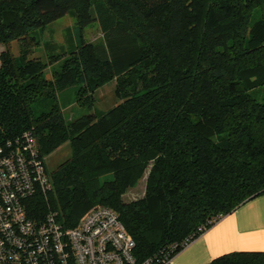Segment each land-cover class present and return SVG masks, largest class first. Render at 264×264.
<instances>
[{
    "label": "trees",
    "instance_id": "16d2710c",
    "mask_svg": "<svg viewBox=\"0 0 264 264\" xmlns=\"http://www.w3.org/2000/svg\"><path fill=\"white\" fill-rule=\"evenodd\" d=\"M66 15L74 38L33 57L36 31ZM92 25L102 43L84 41ZM0 46V144L29 131L44 166L62 145L70 151L45 168L48 192L25 202L33 221L52 212L72 228L109 208L141 262L173 258L264 195V0H0ZM110 82L118 103L106 112L66 119L56 103L74 87L91 110ZM44 100L54 104L36 116ZM147 169L143 197L125 203ZM208 264H264V253Z\"/></svg>",
    "mask_w": 264,
    "mask_h": 264
},
{
    "label": "built area",
    "instance_id": "2783aa9c",
    "mask_svg": "<svg viewBox=\"0 0 264 264\" xmlns=\"http://www.w3.org/2000/svg\"><path fill=\"white\" fill-rule=\"evenodd\" d=\"M49 188L31 132L0 144V264H171L167 255L136 261L133 240L106 207L90 209L72 228L52 212L33 221L25 202Z\"/></svg>",
    "mask_w": 264,
    "mask_h": 264
},
{
    "label": "rangeland",
    "instance_id": "374dc122",
    "mask_svg": "<svg viewBox=\"0 0 264 264\" xmlns=\"http://www.w3.org/2000/svg\"><path fill=\"white\" fill-rule=\"evenodd\" d=\"M74 27L75 22L69 15L60 18L53 23L49 24L44 30H37L36 36L40 39V45L33 53V57L41 58L45 61L49 51L52 48L48 46H55L54 54H60L58 49L63 47L69 38H74ZM83 39L85 42L89 43H102V37L96 26L92 25L87 27L83 32ZM4 47L0 46V51ZM10 50L13 56L18 55L17 44H10ZM54 65L53 68H56ZM52 68V69H53ZM46 79H51L50 71L44 72ZM75 88H69L62 93H59L56 103L63 110V115L66 119H75L83 115L91 114L94 111L97 113L106 112L108 109L116 105L118 100L114 95V83L110 82L103 87L99 88L94 93V105L93 109L89 110L84 107H80L76 102ZM54 102L51 100H44L32 105L33 113L37 116L44 111H48ZM70 155L68 144L62 145L57 151L51 154L45 160V168L47 173H51L56 167L62 164ZM148 175V169L145 172L142 180L138 182L136 187L129 189L125 195H123L122 200L125 203L136 201L143 197L145 190L146 178ZM111 178V175L101 177V181Z\"/></svg>",
    "mask_w": 264,
    "mask_h": 264
},
{
    "label": "crops",
    "instance_id": "0c3cea01",
    "mask_svg": "<svg viewBox=\"0 0 264 264\" xmlns=\"http://www.w3.org/2000/svg\"><path fill=\"white\" fill-rule=\"evenodd\" d=\"M238 252L264 253V195L219 219L176 254L171 264H208Z\"/></svg>",
    "mask_w": 264,
    "mask_h": 264
}]
</instances>
